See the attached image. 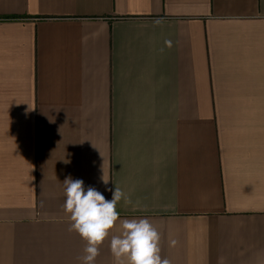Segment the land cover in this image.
Segmentation results:
<instances>
[{
    "label": "crops",
    "instance_id": "crops-1",
    "mask_svg": "<svg viewBox=\"0 0 264 264\" xmlns=\"http://www.w3.org/2000/svg\"><path fill=\"white\" fill-rule=\"evenodd\" d=\"M69 176L171 264H264V0H0V264H84Z\"/></svg>",
    "mask_w": 264,
    "mask_h": 264
},
{
    "label": "clouds",
    "instance_id": "clouds-1",
    "mask_svg": "<svg viewBox=\"0 0 264 264\" xmlns=\"http://www.w3.org/2000/svg\"><path fill=\"white\" fill-rule=\"evenodd\" d=\"M162 23V19L153 21L156 26ZM164 43L168 48L172 47L171 40H165ZM101 179L105 185L108 184L109 178L104 173ZM62 184L66 197L62 207L70 214L72 222L68 230L77 232L87 242L84 250L86 255L82 258L84 264H95L100 255V246L118 221L121 234L113 235L110 240V251L115 264H124L122 258H127V264H171L169 259L161 258L160 234L149 219L120 220L118 202L123 198L125 204H130L131 200L119 187L115 186L114 191L108 189L112 191V198L109 200L94 187L89 186L85 191L84 181L81 179L73 180L69 176ZM176 244V240L170 241V246L175 247Z\"/></svg>",
    "mask_w": 264,
    "mask_h": 264
}]
</instances>
